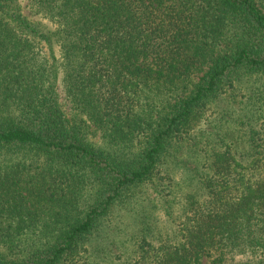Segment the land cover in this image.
I'll return each instance as SVG.
<instances>
[{
  "label": "trees",
  "instance_id": "trees-1",
  "mask_svg": "<svg viewBox=\"0 0 264 264\" xmlns=\"http://www.w3.org/2000/svg\"><path fill=\"white\" fill-rule=\"evenodd\" d=\"M179 163L175 226L107 264H264V0H0V264H98Z\"/></svg>",
  "mask_w": 264,
  "mask_h": 264
},
{
  "label": "rangeland",
  "instance_id": "rangeland-1",
  "mask_svg": "<svg viewBox=\"0 0 264 264\" xmlns=\"http://www.w3.org/2000/svg\"><path fill=\"white\" fill-rule=\"evenodd\" d=\"M21 4L25 14L30 18L41 19L38 15L31 13L25 1H22ZM43 22L46 21L43 20ZM66 111L69 115L72 113L69 108ZM182 166L179 163V168H169L167 175L164 173L160 178L154 175L152 181L148 180L132 186L128 195L113 205L100 227L106 234L96 241L101 253H105L106 257L90 256V262L107 264L109 260L119 262L125 259V256L136 244L132 235L137 233L142 221L143 223L144 221L148 222L154 233L167 232L175 226L176 221H172L173 219L168 217L166 210L169 207L172 213L178 214L185 201L189 182L188 173ZM97 253L100 254V251ZM243 258V255L233 254L228 259ZM252 258L256 261L262 260L264 263V254L261 252H257ZM201 264H211V261L206 257Z\"/></svg>",
  "mask_w": 264,
  "mask_h": 264
}]
</instances>
